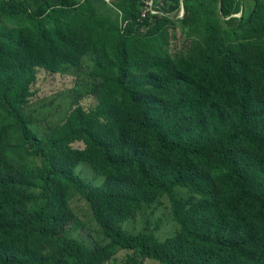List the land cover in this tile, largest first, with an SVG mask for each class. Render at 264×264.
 Masks as SVG:
<instances>
[{"label": "trees", "instance_id": "trees-1", "mask_svg": "<svg viewBox=\"0 0 264 264\" xmlns=\"http://www.w3.org/2000/svg\"><path fill=\"white\" fill-rule=\"evenodd\" d=\"M112 1L0 0V264H264V0ZM90 55L98 105L39 137L38 73ZM163 201L169 237L122 228Z\"/></svg>", "mask_w": 264, "mask_h": 264}, {"label": "rangeland", "instance_id": "rangeland-1", "mask_svg": "<svg viewBox=\"0 0 264 264\" xmlns=\"http://www.w3.org/2000/svg\"><path fill=\"white\" fill-rule=\"evenodd\" d=\"M103 1L114 8L112 0ZM149 2L151 5H155L153 0ZM252 3V0H245L246 11L249 10ZM113 14L120 17L117 10L113 11ZM177 28L182 29V26L178 25ZM94 62L95 57L90 55L84 59L81 68L78 70L58 75H52L45 71L38 73L37 82L33 87L36 95L32 98V107L29 109V114L38 123L35 132L39 137H44L53 125L63 122L73 108L81 106L85 110H91L98 105L96 98L90 94V89L94 85L91 74ZM76 173L82 175L85 180L93 185H100L104 180L102 176L96 175L87 164H81ZM167 206L168 203L163 201V204L155 210V213L150 216V226H147L146 218L140 217L130 218L128 221L121 223V226L130 234L140 232L151 234L154 232L155 238L164 240L170 236V229L173 227ZM77 216L83 228L75 232L74 235H88L89 239H95L100 231L92 219L90 209L85 204H81ZM159 221H161V225ZM127 253V251H121L114 264H119ZM145 264L159 263L148 261Z\"/></svg>", "mask_w": 264, "mask_h": 264}, {"label": "clouds", "instance_id": "clouds-1", "mask_svg": "<svg viewBox=\"0 0 264 264\" xmlns=\"http://www.w3.org/2000/svg\"><path fill=\"white\" fill-rule=\"evenodd\" d=\"M150 4V3H149ZM149 7H152V5L150 4V6Z\"/></svg>", "mask_w": 264, "mask_h": 264}]
</instances>
